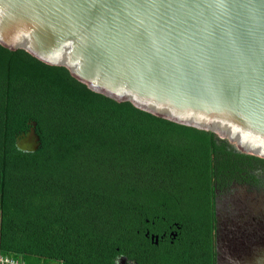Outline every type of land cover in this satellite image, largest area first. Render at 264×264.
I'll return each mask as SVG.
<instances>
[{
  "label": "trees",
  "instance_id": "obj_1",
  "mask_svg": "<svg viewBox=\"0 0 264 264\" xmlns=\"http://www.w3.org/2000/svg\"><path fill=\"white\" fill-rule=\"evenodd\" d=\"M33 121L39 146L18 148ZM235 155L257 157L0 42L3 254L27 264H116L121 255L134 264H213L211 238L196 236L199 210ZM142 225L161 234L180 227L155 244Z\"/></svg>",
  "mask_w": 264,
  "mask_h": 264
},
{
  "label": "water",
  "instance_id": "obj_2",
  "mask_svg": "<svg viewBox=\"0 0 264 264\" xmlns=\"http://www.w3.org/2000/svg\"><path fill=\"white\" fill-rule=\"evenodd\" d=\"M0 42L264 158V0H0Z\"/></svg>",
  "mask_w": 264,
  "mask_h": 264
},
{
  "label": "flooded vegetation",
  "instance_id": "obj_3",
  "mask_svg": "<svg viewBox=\"0 0 264 264\" xmlns=\"http://www.w3.org/2000/svg\"><path fill=\"white\" fill-rule=\"evenodd\" d=\"M257 157L233 156L231 169L213 183L210 199L199 210L196 236L211 238L213 264H264V159ZM190 219L186 213L182 226L185 245L193 229ZM179 227L176 225L168 233L164 230L162 235L151 231L149 225L141 226L155 244L165 235L172 241ZM153 235L158 236L157 241ZM199 241L202 249L203 240ZM116 264L134 262L121 255Z\"/></svg>",
  "mask_w": 264,
  "mask_h": 264
},
{
  "label": "built area",
  "instance_id": "obj_4",
  "mask_svg": "<svg viewBox=\"0 0 264 264\" xmlns=\"http://www.w3.org/2000/svg\"><path fill=\"white\" fill-rule=\"evenodd\" d=\"M0 264H27L23 259L0 252Z\"/></svg>",
  "mask_w": 264,
  "mask_h": 264
}]
</instances>
